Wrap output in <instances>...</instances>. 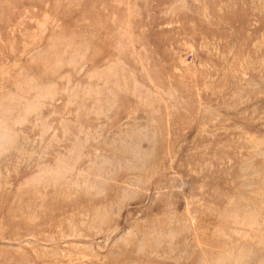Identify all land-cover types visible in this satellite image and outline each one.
<instances>
[{
	"label": "rangeland",
	"instance_id": "1",
	"mask_svg": "<svg viewBox=\"0 0 264 264\" xmlns=\"http://www.w3.org/2000/svg\"><path fill=\"white\" fill-rule=\"evenodd\" d=\"M0 264H264V0H0Z\"/></svg>",
	"mask_w": 264,
	"mask_h": 264
}]
</instances>
